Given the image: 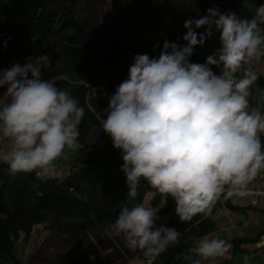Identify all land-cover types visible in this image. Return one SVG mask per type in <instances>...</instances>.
<instances>
[{"label": "clouds", "instance_id": "clouds-1", "mask_svg": "<svg viewBox=\"0 0 264 264\" xmlns=\"http://www.w3.org/2000/svg\"><path fill=\"white\" fill-rule=\"evenodd\" d=\"M184 27V45L165 40L158 57L135 55L128 79L108 97L105 112L97 113L122 155L128 198L135 200L146 181L174 200L182 223L213 216L218 202L252 195L250 184L264 174V94L252 103L259 79L254 62L264 60V5L251 18L212 7L185 20ZM216 33L220 49L206 63L191 62L196 48ZM53 67L51 57L41 54L0 70V89H6L0 95V141L9 142L8 150L0 149V161L12 176H54L57 164L80 147L85 108L46 78ZM159 212L125 203L111 225L112 235L140 250L149 264L182 236L157 224ZM231 248L217 234L202 237L193 251L209 260Z\"/></svg>", "mask_w": 264, "mask_h": 264}, {"label": "trees", "instance_id": "trees-1", "mask_svg": "<svg viewBox=\"0 0 264 264\" xmlns=\"http://www.w3.org/2000/svg\"><path fill=\"white\" fill-rule=\"evenodd\" d=\"M83 1L89 13L99 0H0L3 68L17 62L23 65L31 42H37L40 47L31 57L49 55L54 66L46 72V78L55 79L58 88L69 90L85 108L80 147L69 164L67 176L40 177L35 172L12 176L8 165L0 162V264H23L17 245L31 242L35 227L40 225L64 237L67 245L48 256L49 245L43 241L41 245L45 246L37 247L35 255L25 264H145L148 257L140 250L129 249L123 237L105 233L125 203L129 207L138 203L158 207L164 223L182 233L179 244L171 245L154 264H195L189 256L199 257L193 251L197 242L216 230L214 214L226 206L234 207L230 199L221 201L213 216L182 223L175 214L174 200L163 197L146 181L141 182L135 200L128 198L126 177L121 171L122 155L104 133L97 113L105 112L109 107L108 97L128 79L134 56L146 53L150 58L158 57L163 46L153 49L126 44L117 25L102 27L90 16L91 12L82 15ZM125 1V11L131 19L153 26L170 23L177 37L174 43L178 45L186 43L185 20L205 15L209 8L218 7L222 13L235 11L251 18L256 6L264 5V0H248L256 6L249 2L245 5L242 0H163L162 8L158 0ZM220 47L216 33L203 47L196 48L191 62L206 63V58ZM213 71L219 74L220 70L213 67ZM257 72L253 105L264 94V75ZM5 91L0 89L1 93ZM237 242L242 244L247 240ZM261 249L264 254V245Z\"/></svg>", "mask_w": 264, "mask_h": 264}, {"label": "rangeland", "instance_id": "rangeland-1", "mask_svg": "<svg viewBox=\"0 0 264 264\" xmlns=\"http://www.w3.org/2000/svg\"><path fill=\"white\" fill-rule=\"evenodd\" d=\"M160 6L164 7V1L158 0ZM86 2L81 3L80 12L82 15L86 12L85 9ZM93 8L89 11L99 26L107 27L109 25H117L119 34L121 39L128 45L136 47V48H159L163 46L165 40L169 42H175L177 37L175 36V31L172 28L170 23H163L157 25H146L143 22L140 23L139 20L131 19L127 16L125 8L126 1L125 0H99L98 2L93 4ZM88 12L85 14L89 15ZM159 44V47H155ZM40 47V44L37 42H31L29 46V50L27 52V57L34 55ZM254 66L264 75V61L254 62ZM3 66L0 64V70H3ZM3 93L0 92V95ZM9 142L5 140L3 142V150H8ZM76 151L70 153V158L68 161L61 160L57 164L56 174L51 177H65L69 174V164L75 158L77 152ZM2 162V161H0ZM234 199V198H232ZM236 200V199H234ZM164 223V220L161 219L157 222V224ZM260 232V234H259ZM106 235H112L111 229L106 230ZM248 236L256 237L259 234L261 241H264V228L257 224L251 225L247 230ZM257 240V239H256ZM45 241L49 245L48 248V256L53 255L54 253L61 251L66 245V239L60 235H54L50 233L46 225H40L35 227L33 232L32 241L28 244H18L17 251L19 257L23 264L27 263L30 260L32 255H35V251L44 247L45 245H41V243ZM259 241V240H258ZM259 243V242H258ZM46 248V247H45ZM199 258L196 256H189V260L195 263ZM200 260V259H199ZM135 264V263H131ZM136 264H140L137 262Z\"/></svg>", "mask_w": 264, "mask_h": 264}, {"label": "crops", "instance_id": "crops-1", "mask_svg": "<svg viewBox=\"0 0 264 264\" xmlns=\"http://www.w3.org/2000/svg\"><path fill=\"white\" fill-rule=\"evenodd\" d=\"M251 184L255 188L264 189V181L259 176ZM234 199H230V205L234 208L226 206L214 214L216 230L208 235L212 238L219 234L221 238L232 244V248L222 258L203 260L198 257L200 264H264V254L261 249L264 241H261L259 237L260 232L256 237L247 234L251 225L257 224L262 227L264 225V199L256 207L249 205L247 197H234ZM241 239H246L247 242L238 243L237 241ZM255 239L259 240V243L255 242Z\"/></svg>", "mask_w": 264, "mask_h": 264}, {"label": "built area", "instance_id": "built-area-1", "mask_svg": "<svg viewBox=\"0 0 264 264\" xmlns=\"http://www.w3.org/2000/svg\"><path fill=\"white\" fill-rule=\"evenodd\" d=\"M4 141L5 140L0 141V149L2 150H3ZM259 178L264 181V174L260 175ZM249 187L252 191V195L247 196V198H249V205L251 207H256L259 204V202L264 199V189L255 188L253 184H250ZM237 198H244V197H237ZM156 258L151 261V264L155 263ZM145 264H149V258H147Z\"/></svg>", "mask_w": 264, "mask_h": 264}]
</instances>
